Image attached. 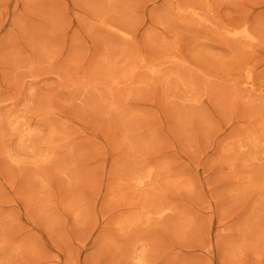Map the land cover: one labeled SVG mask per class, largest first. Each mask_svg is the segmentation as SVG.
I'll use <instances>...</instances> for the list:
<instances>
[{
  "label": "rangeland",
  "instance_id": "374dc122",
  "mask_svg": "<svg viewBox=\"0 0 264 264\" xmlns=\"http://www.w3.org/2000/svg\"><path fill=\"white\" fill-rule=\"evenodd\" d=\"M0 264H264V0H0Z\"/></svg>",
  "mask_w": 264,
  "mask_h": 264
}]
</instances>
